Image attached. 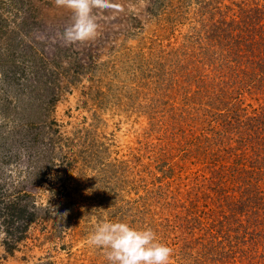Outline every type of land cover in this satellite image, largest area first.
Returning <instances> with one entry per match:
<instances>
[{
	"label": "rangeland",
	"instance_id": "1",
	"mask_svg": "<svg viewBox=\"0 0 264 264\" xmlns=\"http://www.w3.org/2000/svg\"><path fill=\"white\" fill-rule=\"evenodd\" d=\"M112 3L68 45L54 0H0V264H107L85 241L116 221L264 264V0Z\"/></svg>",
	"mask_w": 264,
	"mask_h": 264
},
{
	"label": "clouds",
	"instance_id": "2",
	"mask_svg": "<svg viewBox=\"0 0 264 264\" xmlns=\"http://www.w3.org/2000/svg\"><path fill=\"white\" fill-rule=\"evenodd\" d=\"M54 4L72 13L71 26L61 34L68 45L95 37L94 10L118 7L112 0H54ZM85 242L102 250L107 264H170L172 256V249L160 243L151 228L138 229L122 221L97 223Z\"/></svg>",
	"mask_w": 264,
	"mask_h": 264
},
{
	"label": "trees",
	"instance_id": "3",
	"mask_svg": "<svg viewBox=\"0 0 264 264\" xmlns=\"http://www.w3.org/2000/svg\"><path fill=\"white\" fill-rule=\"evenodd\" d=\"M257 21V20H256ZM251 139V138H250ZM251 167L256 166L255 170L250 173L252 175V180L258 179V184L256 186V183L253 185H250V187L247 189L249 194H247L245 197L240 199V205L241 207L248 208L249 206L255 205L256 202L260 201L263 202L262 207H264V170H259V168L263 165L264 167V154L262 157L258 155L255 159H251ZM260 165V166H259ZM260 175H262V179H260ZM257 189V191H255Z\"/></svg>",
	"mask_w": 264,
	"mask_h": 264
}]
</instances>
